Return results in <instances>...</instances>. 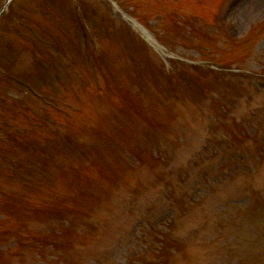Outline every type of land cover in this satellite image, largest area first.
<instances>
[{
  "label": "rangeland",
  "instance_id": "1",
  "mask_svg": "<svg viewBox=\"0 0 264 264\" xmlns=\"http://www.w3.org/2000/svg\"><path fill=\"white\" fill-rule=\"evenodd\" d=\"M59 1V0H56ZM95 1V0H94ZM120 6L123 8L124 6L130 8L135 16H137L141 21H144L145 24L149 27V30L152 32L153 35L156 36V38L159 39V41L166 46L167 48L169 47L174 57H177L173 52L178 53L181 56H189L191 50H187L184 46V44H187V37L192 38V40L196 41L198 38V35L194 33V27L192 28V34L190 36V29H183L179 30L178 28H175L177 25L174 24L173 20H170L168 18V14L172 13L175 11V6L172 7L170 6L171 4L173 5V2L171 0H167L166 2H160L159 0H117ZM206 0L202 1H194L188 2L185 7L189 9L191 12H195L194 9L197 8V4H205L202 5L204 7H207V4L205 3ZM90 4H93L92 0H88ZM96 2H98L96 0ZM252 0H247L246 4L244 3L242 6H239L234 13H233V19L229 20L230 25L228 26V23L226 24L227 26L224 27L225 30L228 34H230L232 37H236L238 35L240 40L242 37L247 38L248 34H252L255 32L257 29V26L259 24H262L264 22V4H260L257 7V3L259 0H256V6L254 7L251 6ZM58 4L57 6L59 7L60 5L63 6L62 2H56ZM105 8H102L98 5H94L93 7L90 8V12H96L98 15H105V9H111V14L114 16V19L117 21V23L121 22L120 16L113 11V9L105 3ZM50 6V5H49ZM65 6V5H64ZM119 6L120 9H122ZM27 7L29 8H35V0H28ZM26 7V8H27ZM51 8V7H50ZM53 9V8H52ZM215 9V8H214ZM123 10V9H122ZM125 10V9H124ZM128 10V9H127ZM26 11H28L26 9ZM103 11V12H102ZM207 11V9H206ZM210 11V10H209ZM59 10L56 12L58 13ZM184 11L183 13H185ZM101 13V14H100ZM181 13V12H180ZM205 13V11H204ZM203 13V14H204ZM221 14L220 10L218 12ZM202 14V17H205ZM108 19V18H107ZM64 21H67V19H63ZM235 20V22H234ZM17 23L24 24L22 20H17ZM95 26L91 27L92 32H96V34H103V30L98 26L97 24H94ZM218 27L216 26L212 28L211 30L209 29L208 32L205 34L206 36L212 35L213 37H216V39L220 40V20L218 18ZM180 27V26H177ZM212 27V26H211ZM89 30V31H90ZM225 32V31H224ZM262 31H259L261 33ZM170 33L173 35L175 38H169ZM183 35V38L178 37L177 35ZM123 35L126 37V34L123 33ZM154 36V37H155ZM122 37V38H125ZM155 38V39H156ZM252 38V37H251ZM120 37H118V40ZM199 40V39H198ZM224 41V40H222ZM90 42V41H89ZM84 40H80V48L84 46H89L90 43ZM183 42V43H182ZM124 46V43H119ZM199 44V43H198ZM20 45H26L25 42H20ZM52 46L55 47L57 54H55V57H53L52 60H48L47 57L49 56H42V66L44 67L46 64L51 65L52 62H54L57 65H62L64 67L65 63H68L69 56L67 54L66 57H61L62 54L60 53L59 48L57 45L51 44ZM202 46V44H199ZM205 46V43H203ZM126 46V45H125ZM213 46V45H212ZM165 47V48H166ZM187 47V46H186ZM207 47V46H206ZM89 47H84L79 49L78 53H80V50L85 51ZM166 48V49H167ZM199 46H197L198 50ZM213 48L217 51L215 52V57H209L210 61L213 62H218L220 65H224L223 67H230V68H240L244 69L252 74H256L259 71V67L264 63V33L259 35L258 40L254 41L253 43V51H251V54L248 56H244V54L247 52L245 49H243V45L237 44V46L232 45L230 46L229 43L225 45L218 44L217 47L213 46ZM15 52L12 53V56L15 58L12 62V70L14 71V78H16L17 81L21 80V76L26 75V65L23 62L24 61V54H19L17 52V48L14 50ZM196 56L195 53H191V56ZM21 56V60L18 62L17 58ZM75 60H79L76 54L73 55ZM201 57V56H200ZM192 58V57H191ZM191 58H189L191 60ZM203 59V58H201ZM213 59V60H212ZM47 60V61H46ZM216 65V64H215ZM217 66V65H216ZM218 67V66H217ZM65 68V67H64ZM7 69V68H6ZM251 69V70H250ZM126 73H128L126 77L127 80L133 79V78H138V74L135 73L134 71L136 70L135 67L129 66L126 69ZM247 72V73H248ZM2 83L0 85V91H3L4 81L0 80ZM21 88L22 86L17 83L16 81L13 83L12 90L14 92L15 88L18 89ZM225 87V85L223 86ZM226 95L221 93V96H215L213 100L215 99L216 101H221L223 104V107L218 104L219 108H212V112H208L207 122L212 124L210 127V133L208 134V137L206 138V144L205 146L202 147L203 155L202 158L208 157L209 161H205V168H207V174L210 176L212 173H215L216 171L220 170L222 167H224L225 163H233L235 162L238 165V168L234 169L235 171H244V168L247 167V158L245 156L239 158V153L235 151H231L230 149L226 148L227 145L223 144L222 139V131L220 130V133L218 131V124L215 123L216 116L218 114L223 113V109H227V105H229L234 113V115H230V119L235 118L236 121L238 119L242 120V123L245 125L246 132L252 133L257 127L258 124L262 125L261 123V118H264V98H257L256 101L249 107L247 108L246 102L244 101L245 92L239 94L238 88H235L231 91L232 96L236 97V101L234 103L230 102V98L228 97L227 93L229 91L225 90ZM248 95L250 93L248 92ZM55 97H57V94L55 93ZM238 97V98H237ZM235 104V105H233ZM256 104V105H255ZM255 105V106H254ZM210 110V109H209ZM216 112V116L214 114ZM158 115H153L152 119L155 122L160 121L159 118H157ZM222 118V117H221ZM220 118V120L223 121ZM221 121L220 127H221ZM7 122H3V118L1 117L0 114V136H4V133L7 132V129L4 128L6 126ZM4 125V126H3ZM14 128V126H13ZM82 129V128H81ZM193 130L191 133L190 131V137L193 139V142L196 141L200 138L199 135L194 134L196 131ZM74 132H77L74 131ZM20 134H26L25 132L20 130ZM75 134V133H74ZM220 134V141L219 140V135ZM254 134V133H253ZM53 133H48L45 136L42 135V133H34L33 137L36 141H40L42 137H47L48 139H53ZM13 136H14V130H13ZM19 138V137H17ZM224 140V139H223ZM204 140H201L198 142V144H201ZM13 144V143H12ZM238 146V145H234ZM8 151H13L11 154L7 152ZM238 151L243 153V148L242 147H236ZM16 145L13 144V146H5L3 142H1V147H0V157L4 156H10L13 159V165H17L18 168L22 171H30L33 174H38L41 173V169L39 168V165H32L29 162H26L22 158V154H18L17 156L14 155L16 153ZM206 152V153H204ZM163 155V154H162ZM244 155V154H243ZM249 162V161H248ZM7 170L8 166L6 164L2 165L1 172H0V182L6 185L7 182ZM232 170V171H234ZM66 170H64V167H61L58 177L54 176H46V174L42 175V179H44L47 183H50L54 179L57 181L54 186L57 188L55 191V195L57 194H64L68 192V183L66 179H63V176H65ZM62 174V176L60 175ZM21 175H23V172H20ZM249 174V172H248ZM254 177H251V181H248V187L249 189L246 188L245 185H247L246 182H231L232 176L225 182L224 185H227V189L225 192H222L219 195H211L207 198H205V203L201 205V209L199 210L200 212H204V217L208 223V231L204 230V227L199 224L201 222L197 221V224L201 226V230H195L193 229V232H196L197 236L193 237V240L199 241L200 243H203V245L206 247L212 243V251L216 253L215 255L220 256V250L218 246L213 243L216 238H217V233L221 229L222 231V236L226 238L223 242H220V245H225V249L223 250L224 257L229 256L232 257L233 259L240 258L242 253L244 252L245 248L248 245V242H244L242 239H228L229 236L231 235V232H235V228L233 223H226L230 213L233 211V205L231 201L239 200L240 207L237 208L235 206L236 211L239 209L243 208V206L246 204V200H249V196L246 194L247 192L251 191V183L255 180L253 179ZM204 180V179H203ZM86 181H89V175H87V172H81L80 175V180L78 181L79 185H84ZM205 181V180H204ZM21 184L29 185L27 182H21L19 181H14L12 180L11 182V187L13 188L14 191V196L15 199L13 198V201L9 200L7 197H0V220H3L7 223L0 228L2 233H9L8 230L12 229L15 233L20 234L19 237L14 238L11 236L9 239L12 242H6L3 244L5 245L4 250L2 255L4 256V259L0 261V264H77V260H80L82 258L85 259V264H121L122 262L125 263L126 259H129V255L134 253L138 254L139 256L144 254V251L146 249L145 243L148 242V240H154L156 239V234H152L150 238L147 237L148 230L144 228V231H146V237H143L142 233L134 237L131 236L132 229L130 228L127 230L126 234L124 232H121L123 228V223L126 222L128 223V218H118L116 223H120V225L115 228L111 229V232H106L102 231L101 238H100V245L101 247V253L95 254V250L92 246V243L86 246L85 248L82 249V251H85L84 253H77L75 250H69L66 253H57L54 250L51 249H43V250H38L37 248L38 245H27V238L23 237L22 234H24L25 231V226L30 225L31 223L34 225L36 223H41L42 219L41 217L39 218L36 215L33 214H24L22 213V209H20L21 213L18 212L17 210L13 212H9L11 205H8V207H3L2 205L7 206L5 203L11 201L12 205L19 204L21 205L22 202H20V195H29L30 191L28 190H19L18 186ZM246 189V190H244ZM251 195H255L254 192ZM29 201H32L36 204H40V199L39 198H34L29 195ZM19 202V203H18ZM60 203V202H59ZM57 204V202L55 203ZM55 207V206H54ZM7 209V210H6ZM102 211V210H101ZM8 213L11 215L13 218H10L9 216L6 215ZM138 215V214H137ZM156 218L153 217V210L147 214L145 217H140L135 220L134 223H139L141 220H143L145 223L146 227L152 226V223L154 219ZM107 219V217H106ZM201 219V218H200ZM238 220V223H240V220ZM18 222V223H17ZM60 223V222H57ZM33 225V226H34ZM57 226V224H55ZM143 225V224H142ZM143 226V227H145ZM15 227V228H14ZM189 227V226H188ZM41 228V226H40ZM190 228V227H189ZM219 228V229H218ZM39 228L35 230L38 231ZM125 230V229H124ZM138 230L137 227L134 228V232ZM7 231V232H6ZM191 234V236H192ZM4 235L5 234H0ZM234 237V236H233ZM2 238L0 237V241ZM122 240L123 242L119 245L116 244V241ZM77 245V243H75ZM28 246V247H27ZM27 247L26 249H24ZM19 249H23L20 250ZM115 249H117L115 251ZM255 249V246H254ZM204 250V249H203ZM88 251H91L88 252ZM90 253V254H89ZM205 254L209 255V253L204 252ZM10 255L15 256L14 258H11ZM41 258V259H40ZM217 262H220L219 259H217Z\"/></svg>",
  "mask_w": 264,
  "mask_h": 264
},
{
  "label": "bare ground",
  "instance_id": "2",
  "mask_svg": "<svg viewBox=\"0 0 264 264\" xmlns=\"http://www.w3.org/2000/svg\"><path fill=\"white\" fill-rule=\"evenodd\" d=\"M264 1V0H263ZM260 3H261V1H260Z\"/></svg>",
  "mask_w": 264,
  "mask_h": 264
}]
</instances>
